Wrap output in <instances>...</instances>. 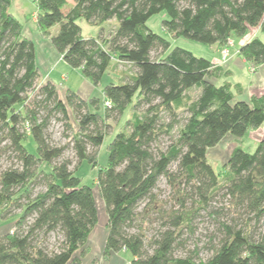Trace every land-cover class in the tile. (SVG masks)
<instances>
[{
  "label": "trees",
  "instance_id": "obj_1",
  "mask_svg": "<svg viewBox=\"0 0 264 264\" xmlns=\"http://www.w3.org/2000/svg\"><path fill=\"white\" fill-rule=\"evenodd\" d=\"M13 1L0 0V157L9 161L0 208L11 220L0 232V264L82 263L99 217L93 187L76 175L83 161L97 170L106 206V259L125 250L131 264H264V138L252 152L236 146L222 176L208 157L225 135L264 124V93L240 97V85L218 83L229 71L148 25L165 12L171 38L225 47L250 28L264 33V0H36L40 32L66 63L95 87L113 75L89 98L42 81ZM80 19L100 33L84 36ZM239 51L253 67L264 64L263 39ZM124 117L102 165L101 146ZM57 121L67 142L53 139ZM203 212L219 233L206 258L192 243Z\"/></svg>",
  "mask_w": 264,
  "mask_h": 264
},
{
  "label": "rangeland",
  "instance_id": "obj_2",
  "mask_svg": "<svg viewBox=\"0 0 264 264\" xmlns=\"http://www.w3.org/2000/svg\"><path fill=\"white\" fill-rule=\"evenodd\" d=\"M33 10V7H30L29 5L27 6V11H29V16L31 15V11ZM166 13H158L153 15L149 20H148V25L155 31L163 36L167 37L170 39L172 46H181L184 48H187L191 51H193L197 55L201 56H209V52L211 50L212 45H207L204 43H200L185 37H181L178 39L171 38L169 35L166 34L165 30L162 27V20L166 18ZM79 23L82 27V32L84 36L90 37V36H97L101 28L98 25H91L89 24L85 19H80ZM106 26V25H105ZM107 27L109 25L107 24ZM58 29V26L54 27L52 32L55 33ZM235 41L236 44L240 43V39L242 37L238 36H233L232 37ZM121 68L124 69V67L119 66L117 68V72L114 71V73H119L121 72ZM72 78L70 83H74L77 81V77L75 73H72ZM113 76V75H112ZM111 75L106 74L103 78V83L101 86H98L95 88L94 92L92 95L94 96H101L102 95V86L103 84L107 83L109 78L112 79ZM56 83L59 85L60 88L65 89V86L67 83L66 80L61 81L57 80ZM69 87V84H68ZM131 114V113H130ZM129 113L127 115H130ZM184 117V114H182V118ZM125 117L118 123L115 124L114 131L111 135H109L106 140L104 141V144L101 146L100 153H99V163L104 165L107 162V157H108V151L106 149V146L109 142V140L112 138V136L120 130L122 125L124 124ZM63 125L61 122H54L52 131L54 133V140L57 142H67L68 137H65V133L63 130ZM264 138V124L260 128H252L247 131V133L243 137H237L233 134H227L225 135L220 142L209 149L208 151V157L214 168L216 169L217 172L220 173V176L223 175V172L225 171L224 169V164L227 162L231 152L236 146H241L243 149L246 151H254L255 148L257 147L258 143L260 140ZM258 141V142H257ZM165 144H167L166 139L164 140ZM26 145L29 150L35 151L36 150V143L34 139L30 136L28 140L26 141ZM68 156L72 155V152L69 151L67 153ZM9 163L7 157H0V168L7 166ZM96 169H92L91 165L87 161H83V163L79 166L78 170L76 171V175L82 178L84 184H88L93 187L94 189V194L96 197L97 201V207H98V223L93 229L92 233L89 236V239L86 243V247L90 249V253L86 256L83 257L82 263L81 264H94V257H97L96 263L101 264V261H104L105 258L104 256V246H105V241L108 233V229L106 226L107 223V211H106V206L105 202L100 194L99 188L96 183ZM161 193L164 198L168 199L170 189L168 185L163 182L161 185ZM11 220H3L1 218V208H0V232H5L8 227L9 223ZM197 230L196 234L192 239L193 244H197L198 248L200 250V256L203 258H206L212 253V244H218L219 242V233L216 231L217 225L214 219L208 217V214L206 212H203L201 216L197 220L196 224ZM60 236L55 233L52 235L50 239V244L51 245H56L57 241L59 240ZM126 252V251H124ZM114 253L111 254V256ZM123 257V262L122 264H131V253L126 252L122 253ZM105 257V256H104ZM115 264V263H111ZM121 264V263H119Z\"/></svg>",
  "mask_w": 264,
  "mask_h": 264
},
{
  "label": "crops",
  "instance_id": "obj_3",
  "mask_svg": "<svg viewBox=\"0 0 264 264\" xmlns=\"http://www.w3.org/2000/svg\"><path fill=\"white\" fill-rule=\"evenodd\" d=\"M28 5L33 7L30 16L29 11H27ZM11 11L22 22L24 26V35L31 38L35 43L37 64L40 69L42 81L47 79H51L54 82L58 79L61 81L66 80L69 87L68 84H66L65 88H71L83 97L89 98L94 96L92 95L96 88L94 84L82 74L80 69L73 68L66 63L63 59V55L54 48L50 39L42 36L37 22L38 7L36 0H14L11 6ZM255 37L264 40V33L259 26L250 28L248 33L240 39L238 45L236 44V41L231 38L233 43L229 46L230 57L226 62L222 59L224 46L218 44H213L209 56H206L216 65L221 66L224 70L230 72L228 76H222L218 83H223L225 81L230 82L235 92V85H240L242 91L239 96L247 100L254 94L261 95L264 93V64L253 67L250 62L241 56L239 51L241 45ZM72 73H75L77 77V81L74 83H70L73 75ZM87 249L86 255L90 253V249L88 247ZM124 251L125 250L114 253L108 259L103 256L105 259L104 261H101V264H122L124 257L122 256V253L128 252ZM95 260H97V257H94V261Z\"/></svg>",
  "mask_w": 264,
  "mask_h": 264
},
{
  "label": "built area",
  "instance_id": "obj_4",
  "mask_svg": "<svg viewBox=\"0 0 264 264\" xmlns=\"http://www.w3.org/2000/svg\"><path fill=\"white\" fill-rule=\"evenodd\" d=\"M232 40H230L227 45L224 47L223 51H222V59L223 61H228L229 57H230V48L229 46L232 45Z\"/></svg>",
  "mask_w": 264,
  "mask_h": 264
}]
</instances>
